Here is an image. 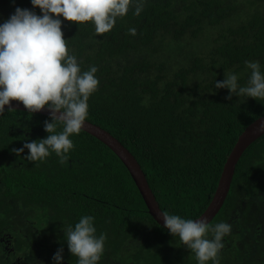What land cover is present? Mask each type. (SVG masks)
<instances>
[{"label":"trees","instance_id":"obj_1","mask_svg":"<svg viewBox=\"0 0 264 264\" xmlns=\"http://www.w3.org/2000/svg\"><path fill=\"white\" fill-rule=\"evenodd\" d=\"M5 1L0 54L8 39L24 59L0 67V98L101 126L168 217L199 216L238 135L264 114V0ZM0 264H264V134L212 219L177 233L103 142L0 108Z\"/></svg>","mask_w":264,"mask_h":264},{"label":"water","instance_id":"obj_2","mask_svg":"<svg viewBox=\"0 0 264 264\" xmlns=\"http://www.w3.org/2000/svg\"><path fill=\"white\" fill-rule=\"evenodd\" d=\"M0 108L20 109L44 114L67 122L94 136L108 146L121 160L133 179L149 214L164 228L185 233L194 231L207 224L221 207L229 186L235 165L243 151L257 138L264 134V114L255 118L238 135L223 164L215 191L204 211L196 218L187 222H176L168 217L159 207L158 202L149 187L145 174L133 154L110 132L101 126L66 111L16 98H0Z\"/></svg>","mask_w":264,"mask_h":264},{"label":"rangeland","instance_id":"obj_3","mask_svg":"<svg viewBox=\"0 0 264 264\" xmlns=\"http://www.w3.org/2000/svg\"><path fill=\"white\" fill-rule=\"evenodd\" d=\"M5 4H6L5 0H0V40H1V37L5 36V34L8 35V33L5 32V29H2L3 25H4V21L7 20L8 16H9V14L7 15V13H5L4 10H2V8H3L2 6H5ZM7 42L8 43H6V44L8 45V47H7L8 52L4 51L3 55L0 54V58H1L0 67H3L4 65H15V64H18L22 59H24L23 56L19 55V53H18V50L20 49V46H22V45L15 47L16 44L12 43V40L7 39ZM191 46H192V42L190 41L184 49L191 47ZM175 48L177 49V47H175ZM174 61H176V60H173L172 62L174 63Z\"/></svg>","mask_w":264,"mask_h":264}]
</instances>
